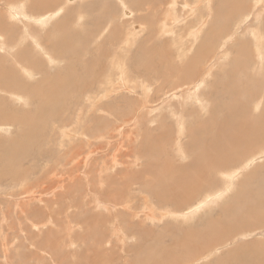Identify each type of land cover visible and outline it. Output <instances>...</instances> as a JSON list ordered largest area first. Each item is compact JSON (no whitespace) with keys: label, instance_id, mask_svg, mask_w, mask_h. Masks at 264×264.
<instances>
[{"label":"rangeland","instance_id":"1","mask_svg":"<svg viewBox=\"0 0 264 264\" xmlns=\"http://www.w3.org/2000/svg\"><path fill=\"white\" fill-rule=\"evenodd\" d=\"M0 35V264H264L228 134L264 130V0H0Z\"/></svg>","mask_w":264,"mask_h":264},{"label":"bare ground","instance_id":"2","mask_svg":"<svg viewBox=\"0 0 264 264\" xmlns=\"http://www.w3.org/2000/svg\"><path fill=\"white\" fill-rule=\"evenodd\" d=\"M209 1V0H208ZM177 2V1H176ZM15 2H12V1H10L8 4H7V6L8 5H10V8L12 9V7H14L13 5H15L14 4ZM198 3V2H197ZM213 3V2H212ZM211 3V4H212ZM210 4V3H209ZM154 6V5H153ZM20 8V7H19ZM125 8H126V6H125ZM149 8V7H148ZM153 8V7H152ZM211 8V7H210ZM176 9V8H175ZM190 9V8H189ZM199 9V8H198ZM13 11H14V9H12ZM60 10V9H59ZM129 10V9H128ZM191 10V9H190ZM211 10V9H210ZM193 11V10H192ZM203 11V10H202ZM214 11V10H213ZM199 12V11H198ZM236 12V11H235ZM13 14V13H15V12H10V14ZM193 13V12H192ZM194 13H195V11H194ZM203 13V12H202ZM17 14V13H16ZM20 14V13H19ZM18 14V15H19ZM207 15V14H206ZM206 15H205V17H206ZM255 15V14H254ZM16 16V15H15ZM42 18V17H41ZM44 18V17H43ZM182 19V18H181ZM180 19V20H181ZM204 18H202L201 20H203ZM46 20V19H45ZM153 21V20H152ZM226 21V20H225ZM69 22V21H68ZM178 22V21H177ZM43 23H44V21H43ZM206 23V22H205ZM208 23V22H207ZM69 24V23H68ZM202 24V23H201ZM200 24V25H201ZM226 25H227V23H226ZM227 28V27H226ZM225 28V29H226ZM5 29H6V27H5ZM166 29V28H165ZM202 29H203V26H202ZM198 30H200V28L198 29ZM197 30V31H198ZM6 31H8V30H6ZM254 31V30H253ZM171 32V31H170ZM199 32V31H198ZM217 32V31H216ZM256 32V31H255ZM255 32H253V33H255ZM258 32V31H257ZM200 34V33H199ZM209 34V33H208ZM202 35V34H201ZM261 35V34H260ZM1 36V35H0ZM29 37H31V36H29ZM256 37H258L257 35H256ZM263 37V36H262ZM211 38V37H210ZM194 39V38H193ZM225 39V38H224ZM259 38H257V40H258ZM1 40V39H0ZM36 40V39H35ZM218 40V39H217ZM226 40V39H225ZM262 40H263V38H262ZM1 42V41H0ZM190 42V41H189ZM218 41H216V43H217ZM226 42V41H225ZM240 42V41H239ZM238 42V43H239ZM249 42V41H248ZM264 41H262V43H263ZM6 43V42H5ZM242 43H244V42H242ZM246 43V42H245ZM244 43V44H245ZM239 44H241V43H239ZM4 45V44H3ZM3 45H2V47H3ZM212 46H213V43L211 44ZM7 46V45H6ZM5 46V47H6ZM13 46V45H12ZM15 46V49H16V45H14ZM211 46V47H212ZM242 46H243V44H242ZM247 46H249V45H247ZM9 47V46H8ZM223 47V46H222ZM239 47V46H238ZM238 47H236V48H238ZM11 48V47H10ZM13 48V47H12ZM225 48V47H224ZM240 49H241V46L239 47ZM244 48H245V46H244ZM247 48V47H246ZM258 48V47H257ZM1 49V48H0ZM211 49H213V48H211ZM222 49V48H221ZM234 49V48H233ZM250 49V48H249ZM259 49V48H258ZM188 49H186V51H187ZM246 50V49H245ZM260 50V49H259ZM225 51V50H224ZM243 51V50H242ZM247 51H248V53H250L249 51H251V50H248L247 49ZM4 52H5V48H4ZM183 52V51H182ZM226 52V51H225ZM253 52V51H252ZM227 53V52H226ZM243 53V52H242ZM246 53V52H245ZM63 54V53H62ZM111 54V53H110ZM179 54H180V52H179ZM223 54V53H222ZM225 54V53H224ZM239 54H241V52L239 53ZM253 54V53H252ZM83 55V54H82ZM229 55V54H228ZM238 55V54H237ZM242 55V54H241ZM241 55H239V58H240V56ZM182 56V55H181ZM264 56V55H263ZM242 58V57H241ZM244 58H246V57H244ZM243 58V59H244ZM237 59V58H236ZM264 60V59H263ZM237 61V60H236ZM243 61V60H242ZM36 62V61H35ZM245 62V61H244ZM248 62H249V60H248ZM220 63V62H219ZM231 63H232V61H231ZM239 63V62H238ZM262 63H264V62H262ZM191 64V63H190ZM233 64V63H232ZM96 66V65H95ZM236 66H237V64H236ZM264 66V65H263ZM235 68V67H234ZM259 68V67H258ZM260 68H262L263 69V67H260ZM261 70V69H260ZM259 70V71H260ZM29 72V71H28ZM243 72V71H242ZM251 72V71H250ZM14 74H15V72H14ZM251 74V73H250ZM124 75V74H123ZM252 75V74H251ZM251 75H246V77H245V79L248 77V79H246L247 81L248 80H252V76ZM29 76V75H28ZM240 76V75H239ZM241 77V76H240ZM255 77V76H254ZM123 78H125V77H123ZM202 80V79H201ZM263 80V79H262ZM205 84V83H204ZM213 85V84H212ZM216 85V84H215ZM73 86V85H72ZM151 87V86H150ZM195 87H197V86H195ZM237 88H238V86H237ZM262 88V87H261ZM13 89V88H12ZM11 89V90H12ZM145 89H146V87H145ZM195 89V88H194ZM235 90V89H234ZM147 91V90H146ZM149 91V90H148ZM261 91V90H260ZM174 92V91H173ZM182 92V91H181ZM241 92L240 91H238L237 90V93L235 94L236 95V97H237V95L238 94H240ZM178 94V93H177ZM193 94L194 95H192V96H194V97H197V94H196V91H194L193 92ZM17 95V94H16ZM176 95V94H175ZM214 95V94H213ZM233 95H234V92L233 91H231L230 92V96L233 98V99H236V97L234 98L233 97ZM215 96V95H214ZM213 96V97H214ZM24 97V96H23ZM212 97V98H213ZM260 97V96H259ZM89 98V97H88ZM199 98V97H198ZM253 98V97H252ZM15 99V98H14ZM257 99V98H256ZM258 100V99H257ZM25 101V100H24ZM94 101V100H93ZM26 102H27V100H26ZM187 102H188V100H187ZM239 103V102H238ZM215 104H217V101H216V103ZM225 104H227V103H225ZM240 104V103H239ZM238 104V105H239ZM93 105V104H92ZM236 105V104H235ZM260 105V104H259ZM240 106H241V104H240ZM239 107V106H238ZM256 108L257 107H254V110H256ZM232 109V108H231ZM238 109V108H237ZM244 110V109H243ZM259 110V109H258ZM40 111V110H39ZM215 111V110H214ZM239 111V110H238ZM83 112V111H82ZM240 112V111H239ZM262 112H264V111H262ZM261 112V113H262ZM219 113V112H218ZM249 113V112H248ZM234 114V113H233ZM240 114V113H239ZM248 115V114H247ZM252 115V114H251ZM83 116V115H82ZM179 116V115H178ZM219 116V115H218ZM227 116V115H226ZM242 116V115H241ZM249 116H250V113H249ZM257 116V115H256ZM264 116V115H263ZM263 116H260L259 117V119L261 120V121H263L264 120V117ZM248 117V116H247ZM83 118V117H82ZM211 118V117H210ZM216 118V117H215ZM214 118V119H215ZM244 118V117H243ZM258 118V117H257ZM258 120V119H257ZM78 121V120H77ZM223 121V120H222ZM225 122V121H224ZM131 123V122H130ZM210 123V122H209ZM217 123V122H216ZM220 123V122H219ZM222 123V122H221ZM213 124V123H212ZM259 124H260V121H259ZM221 125V124H220ZM223 125V124H222ZM242 125V127L244 128V130L247 128V130H246V132H245V134H243L244 136H246V137H242L241 135L239 136V134H237V133H235V135H234V132H231V133H228L229 134V138L232 140V142H233V145L237 148V144H239L238 142H247L248 143V141H249V139L251 140V139H256L257 137H262V138H264V130L262 129L261 130V128H259L258 130H256V128L255 129H253V127H251L252 126V124H250V125H248V123L245 121V124L243 125V124H241ZM211 126V125H210ZM256 126V125H255ZM215 127V126H214ZM219 127V126H218ZM222 127V126H221ZM220 128V127H219ZM223 129L224 128H226V127H222ZM222 128H220V129H222ZM237 128V127H236ZM264 128V127H263ZM94 129V128H93ZM222 129V130H223ZM65 130V129H64ZM97 130V129H96ZM213 130V129H212ZM217 131H218V129H216ZM182 131V130H181ZM207 131V133L208 134H210L209 133V131H211V130H206ZM241 131V130H240ZM218 132H220V133H225V131H218ZM252 133H254V134H256L257 136H251V134ZM68 134V133H67ZM226 134V133H225ZM228 134H226L225 135V137L228 135ZM224 135V134H223ZM217 136V135H216ZM72 137V136H71ZM213 137V136H212ZM217 138V137H216ZM223 137H220L218 140H216L218 143L215 145V146H217V151L219 150V148L222 146V144H223V142H224V140L222 139ZM255 141V140H254ZM263 142H264V140L262 139V141H261V143L263 144ZM246 143V144H247ZM244 144V143H243ZM248 145H249V143H248ZM59 147V146H58ZM213 147V146H212ZM234 147V149H236ZM202 150V149H201ZM241 150H243V149H241ZM236 150H233V152H231L230 154H232V155H230V157H228L229 159L233 156L234 157V152H235ZM243 151H245V150H243ZM202 152V151H201ZM245 155H246V152H245ZM222 157V156H221ZM231 158V159H233L234 161H235V159L234 158ZM225 158V157H224ZM194 159V158H193ZM192 159V160H193ZM226 159V158H225ZM218 160V159H217ZM223 160V159H222ZM193 161H195V160H193ZM214 161V160H213ZM224 161V160H223ZM218 162V161H217ZM228 163V162H227ZM232 163V162H231ZM230 163V164H231ZM222 164V163H221ZM224 164V163H223ZM226 165V164H225ZM193 167H195V166H193ZM197 167V166H196ZM189 170V169H188ZM183 173V172H182ZM168 175V174H167ZM176 175H178V174H176ZM182 176V175H181ZM224 176H226V175H223V177ZM231 176V175H230ZM186 177H187V175H186ZM227 177V176H226ZM228 178V177H227ZM226 179V178H225ZM181 179L180 178H177L176 179V181L177 182H179ZM186 179H183V181H185ZM228 188V187H227ZM242 192V191H241ZM241 194V193H240ZM250 194V193H249ZM245 195H246V193H245ZM25 196V195H24ZM21 198V197H20ZM23 198V197H22ZM213 198V197H212ZM208 200L210 201V198L209 199H207L206 201H205V203L204 204H207V202H208ZM263 204L264 202H262V201H259L258 203H256V202H254V204L252 205V206H248V208H247V214H244L245 215V217H249L250 216V214H249V211H250V209H253V208H256V210H258L259 211V208L257 207L259 204ZM191 212H189V215L188 216H192L193 214H194V211H195V209H191L190 210ZM263 211H260L258 214L260 215L261 213H262ZM34 225V224H33ZM54 226V225H53ZM25 234V233H24ZM8 236V235H7ZM15 239H17V238H15ZM19 242V241H18ZM257 245H260L258 248H263L262 247V244L260 243V242H255V243H253L252 244V246L253 247H257ZM6 249V248H5ZM249 252V251H248ZM250 252H255V251H250ZM249 252V253H250ZM260 251H258V253H259ZM264 254V252L263 251H261V253H260V255H263ZM242 257H241V255H239V256H236V257H233V258H230V260H232V259H241ZM224 259H223V257H221L217 262H216V264H220L222 261H223ZM222 264V263H221Z\"/></svg>","mask_w":264,"mask_h":264}]
</instances>
